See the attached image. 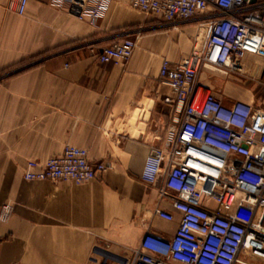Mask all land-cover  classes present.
I'll return each instance as SVG.
<instances>
[{
  "label": "crops",
  "instance_id": "0c3cea01",
  "mask_svg": "<svg viewBox=\"0 0 264 264\" xmlns=\"http://www.w3.org/2000/svg\"><path fill=\"white\" fill-rule=\"evenodd\" d=\"M11 1L0 0V207L14 210L0 221V264H124L146 234L171 239L181 214L160 195L164 178L147 185L141 176L152 148L168 140L165 98L173 93L160 69L202 44L203 17L167 25L128 0H109L92 26L52 0H28L23 15ZM125 32L136 40L130 60L99 63L97 53ZM258 59L264 64L261 57L244 59L251 76L264 71L253 68ZM198 83L227 105L252 102L256 90L208 67ZM67 146L111 168L81 184L25 180L30 161L45 163ZM157 208L175 220L159 218ZM237 264L264 263L246 256Z\"/></svg>",
  "mask_w": 264,
  "mask_h": 264
},
{
  "label": "built area",
  "instance_id": "2783aa9c",
  "mask_svg": "<svg viewBox=\"0 0 264 264\" xmlns=\"http://www.w3.org/2000/svg\"><path fill=\"white\" fill-rule=\"evenodd\" d=\"M131 8L167 25L203 17L205 38L192 53L173 65L164 61L159 77L173 93L166 97L171 123L167 144L150 151L141 179L155 185L163 176L162 198L169 197L181 214L175 235L165 240L146 234L141 247L124 264H237L242 253L264 259V71L246 72L244 59H264V0H128ZM28 0H12L23 15ZM52 5L95 26L109 0H52ZM118 35L96 55L101 64L127 63L136 40ZM211 68L260 87L258 101L225 104L198 83L203 68ZM111 168L94 163L86 149L67 146L42 163L30 161L27 181L49 180L81 184L98 179ZM213 201L215 208L205 202ZM13 206L0 207L6 222ZM173 222L171 213L155 210Z\"/></svg>",
  "mask_w": 264,
  "mask_h": 264
},
{
  "label": "rangeland",
  "instance_id": "374dc122",
  "mask_svg": "<svg viewBox=\"0 0 264 264\" xmlns=\"http://www.w3.org/2000/svg\"><path fill=\"white\" fill-rule=\"evenodd\" d=\"M125 33H127V32H125ZM128 37L133 38L130 34L128 35ZM257 61L259 62V64H255L253 68L257 69V68H261V67L264 66V64L262 63V59H261V60L258 59ZM260 63H262L263 65H261ZM254 74H255V73H254ZM255 89H256V90H255L254 97H255V99H256V100L258 101V103H259V99H260L261 94H262V89H260V87H256ZM252 94H253V93H252ZM252 96H253V95H252ZM170 123H171V121H169L168 126L170 125ZM246 256L249 257V258H251V256H249V253L246 252V253H242V255L240 256L239 259H242L243 257H246ZM257 261H260V262L264 263V259H257Z\"/></svg>",
  "mask_w": 264,
  "mask_h": 264
},
{
  "label": "water",
  "instance_id": "95a60500",
  "mask_svg": "<svg viewBox=\"0 0 264 264\" xmlns=\"http://www.w3.org/2000/svg\"><path fill=\"white\" fill-rule=\"evenodd\" d=\"M246 1H250V3H255V2H256V0H246ZM22 70H24V69H19L18 71H15V72L12 73V74H16V73H18V72H20V71H22Z\"/></svg>",
  "mask_w": 264,
  "mask_h": 264
},
{
  "label": "trees",
  "instance_id": "16d2710c",
  "mask_svg": "<svg viewBox=\"0 0 264 264\" xmlns=\"http://www.w3.org/2000/svg\"><path fill=\"white\" fill-rule=\"evenodd\" d=\"M23 64H26V63H23Z\"/></svg>",
  "mask_w": 264,
  "mask_h": 264
}]
</instances>
